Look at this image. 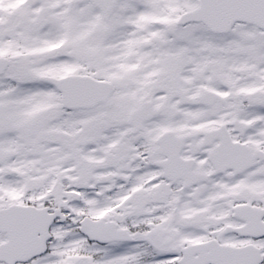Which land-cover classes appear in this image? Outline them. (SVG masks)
I'll return each instance as SVG.
<instances>
[{
    "label": "snow or ice",
    "instance_id": "1",
    "mask_svg": "<svg viewBox=\"0 0 264 264\" xmlns=\"http://www.w3.org/2000/svg\"><path fill=\"white\" fill-rule=\"evenodd\" d=\"M0 264H264V0H0Z\"/></svg>",
    "mask_w": 264,
    "mask_h": 264
}]
</instances>
